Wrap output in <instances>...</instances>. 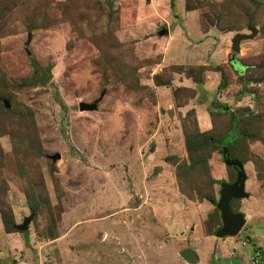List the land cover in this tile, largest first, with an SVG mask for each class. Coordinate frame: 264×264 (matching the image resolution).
Instances as JSON below:
<instances>
[{
  "label": "rangeland",
  "instance_id": "374dc122",
  "mask_svg": "<svg viewBox=\"0 0 264 264\" xmlns=\"http://www.w3.org/2000/svg\"><path fill=\"white\" fill-rule=\"evenodd\" d=\"M172 1L0 0V264L25 232L42 264H256L254 243L264 264V0ZM209 30L220 91V44L193 46ZM187 40L203 61L172 65ZM225 158L249 197L218 238Z\"/></svg>",
  "mask_w": 264,
  "mask_h": 264
},
{
  "label": "water",
  "instance_id": "95a60500",
  "mask_svg": "<svg viewBox=\"0 0 264 264\" xmlns=\"http://www.w3.org/2000/svg\"><path fill=\"white\" fill-rule=\"evenodd\" d=\"M248 29L251 34L236 33L231 39V51L233 55L230 57L229 61L232 65L235 61V54L240 52L241 41L252 39L257 35L255 27L248 26ZM78 109L80 111H92L96 109V104L80 103ZM225 164L230 167H235L238 170L236 179L233 183H220V199L217 203V208L221 214L222 227L216 233V237L218 238L236 236L239 234L245 224V217L240 212H233L230 203L236 199H245L249 197L248 193L245 192L246 175L242 163L240 161H231L229 158H225ZM28 223L29 219H25L21 225H15L14 229L25 231L28 228Z\"/></svg>",
  "mask_w": 264,
  "mask_h": 264
},
{
  "label": "crops",
  "instance_id": "0c3cea01",
  "mask_svg": "<svg viewBox=\"0 0 264 264\" xmlns=\"http://www.w3.org/2000/svg\"><path fill=\"white\" fill-rule=\"evenodd\" d=\"M189 13V12H188ZM202 36V37H201ZM216 33H215V31H213V30H209V31H207L206 33H202L201 31H200V35H198V38L199 37H201V38H199L200 40H203V41H201L199 44H195V45H193V46H197L196 48H197V50H199V54L202 56V54H204L205 53V51L207 52V50L209 49V47L211 46V42L212 41H214V38H216L215 40H217V42H218V44H220L219 45V49L217 48L216 50H213V51H210V58H211V60H212V62L214 63V64H216V65H219V66H221L222 65V63L223 62H218V63H215L214 61H213V59H215V56H216V54H217V51L218 50H221V48L220 47H222L223 46V44L222 43H220V35H218V36H216ZM223 36H226V35H222L221 37H223ZM197 37V36H196ZM188 41V40H187ZM191 45H192V43L191 42H187V43H183L182 42V50L180 51V54H175V53H172V52H170V54H172V55H174V56H176V58H175V60H176V63H173L172 65H177V66H183V67H186V66H189V65H191V63H190V60L191 59H195V60H200L201 59V62L203 61L202 60V57L200 56L199 58H197L196 56H191L190 55V53L188 52V50L191 48ZM205 50V51H204ZM226 50V49H225ZM225 50L223 51V53H221V55L222 56H224L225 55ZM209 51V50H208ZM171 57H164L163 59H164V61H166V60H169ZM240 63H239V61H237L236 59H235V61H234V64H233V70L234 71H236V73H238L237 75L238 76H241L242 74H243V72H244V68L243 67H241V65H239ZM205 65H207L208 66V64H205ZM240 68H243V69H240ZM186 86V85H185ZM203 120V119H202ZM204 122H203V124H206V121L205 120H203ZM206 126V125H205ZM209 126H210V122L207 124V126L206 127H203V129L206 131V130H208L209 129ZM202 128V127H201ZM241 213V212H240ZM243 214V213H242ZM245 217V216H244ZM3 232V231H2ZM3 235H4V233H3ZM20 236V235H19ZM25 239L24 238H22V236L21 237H16L15 235H14V233L12 234V233H10V234H7L6 235V237H4V240H5V242L9 239V238H11V239H18L17 240V242L16 243H14L13 245L14 246H12L14 249H11V247H10V249H9V252H10V254H11V256L13 257V263L12 264H42V262H41V259H40V257L39 258H37L36 257V259H35V257L34 258H31L30 256H29V251H31V249H33L34 247H33V245H32V242L28 239V237L26 236V232H25ZM18 244V245H17ZM244 244V245H243ZM242 245L243 246H245V243L244 242H242ZM18 246V247H17ZM252 246L254 247V246H257V245H255V243L254 244H252ZM17 247V249H15ZM258 247V246H257ZM23 252V253H22ZM191 252L195 255V256H197V253H196V251H194V249L193 250H191ZM224 252H225V250L223 249L222 250V252H221V254L222 255H220V257L221 258H223L224 257ZM18 255V256H17ZM243 255H245L244 254V252L242 251V252H238V250L236 249V247H234V249H233V254H232V260H234L235 262H238V260L240 261L241 260V257L243 256ZM22 256V257H21ZM20 257H21V259H20ZM250 257V256H249ZM186 261V260H185ZM186 262H188V261H186ZM241 262V261H240ZM188 263H190V264H200L201 263V257H200V259H197L196 258V262L195 263H191V262H188ZM242 263L244 264L245 262H243L242 261ZM241 263V264H242ZM235 264H237V263H235Z\"/></svg>",
  "mask_w": 264,
  "mask_h": 264
},
{
  "label": "trees",
  "instance_id": "16d2710c",
  "mask_svg": "<svg viewBox=\"0 0 264 264\" xmlns=\"http://www.w3.org/2000/svg\"><path fill=\"white\" fill-rule=\"evenodd\" d=\"M170 5L173 6V1L170 3ZM191 68H193V67H191ZM191 68H189V70H191ZM214 69H215V71H218L220 73V75H221V81H220V83L218 85V90L220 91V90H222V89H224L226 87L227 82H228V78H227V75L225 73H223L221 66H219V65L214 66ZM243 90L246 92V86L243 87ZM218 106L219 107H222V106H226V105L225 104H222V103H218ZM247 239L248 240H251V242H253V240L250 239V237H248V236H247ZM191 254H193V253H186L185 254V260L188 261V262H191V263H195L196 262V259L194 260L193 257L191 258L190 257ZM253 254H254L253 255V261H254V263H256V264H263V260H258L257 259V257H259V255L262 254L261 248L260 247H257V246H254V248H253ZM192 256H195V255L193 254Z\"/></svg>",
  "mask_w": 264,
  "mask_h": 264
},
{
  "label": "built area",
  "instance_id": "2783aa9c",
  "mask_svg": "<svg viewBox=\"0 0 264 264\" xmlns=\"http://www.w3.org/2000/svg\"><path fill=\"white\" fill-rule=\"evenodd\" d=\"M244 245V244H243Z\"/></svg>",
  "mask_w": 264,
  "mask_h": 264
}]
</instances>
